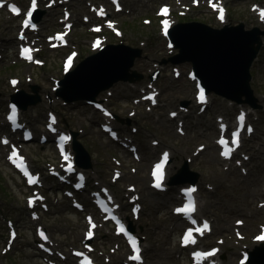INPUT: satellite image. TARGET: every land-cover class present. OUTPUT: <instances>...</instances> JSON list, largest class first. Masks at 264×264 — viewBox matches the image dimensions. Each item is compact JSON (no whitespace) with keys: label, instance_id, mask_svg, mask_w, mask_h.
Returning a JSON list of instances; mask_svg holds the SVG:
<instances>
[{"label":"rangeland","instance_id":"rangeland-1","mask_svg":"<svg viewBox=\"0 0 264 264\" xmlns=\"http://www.w3.org/2000/svg\"><path fill=\"white\" fill-rule=\"evenodd\" d=\"M252 0H231L227 5L230 23H238L244 21L246 28L258 25H263L258 22L254 16L250 14L249 3ZM75 3L76 1L73 0ZM162 2L170 3V0H147L145 3L141 0H129L124 6V10L130 11L129 13L122 12L120 14H114L118 21L122 24L121 29L123 31L122 39L127 40V44L133 47H137L139 40H145L144 36H151L156 33V24L153 17L154 7ZM171 4V3H170ZM87 10V7H85ZM59 13L55 14V18ZM194 15L193 17H191ZM149 17L151 19L150 24H144L142 19ZM185 17L190 19L195 18L198 21L208 24L210 26H219L214 20V17L210 12L204 9L203 6H199L196 9L191 10ZM184 17V18H185ZM45 23V22H44ZM45 23L41 31L43 34L49 33L54 29H57L56 22L52 25ZM156 36V34H155ZM154 35L149 39L150 46L147 50L149 58H155L160 51H166L164 43L158 42V37ZM90 34L85 23L80 20L78 15L74 30L71 35V44L76 46L81 54L90 53L88 49V40ZM147 38V37H146ZM157 41L159 52L150 50L155 47L153 42ZM110 44H117L119 42L116 38L109 40ZM151 47V48H150ZM67 50V49H66ZM175 52V50H174ZM63 51L61 50H49L44 49L42 55L47 60V71H50L55 77L59 76V65ZM171 55V54H170ZM158 59V57H156ZM146 59H137L134 64V68L142 73L140 70V63L146 62ZM55 63L58 64L55 66ZM14 64V63H12ZM180 68L182 75L176 79L171 76L170 65L165 66L162 75L165 76L158 85L161 88V99L169 103L174 104L170 108L164 107V105L158 106L151 112H146V104H135L133 98L139 95V91L124 92L122 83H117L114 88L115 91L110 96L105 92L99 94L100 97L108 99L110 107L118 115L121 122L115 124L122 130V134L129 131V126H126L127 119L132 122L137 128L135 139L140 143L142 151V159L138 163L131 159L124 150L118 149L116 145H112L105 134H103L98 127L101 116L97 112H94L90 107L79 105L74 106H61L55 104L52 108H55L59 113L61 120V126L63 128H72L74 130H82V133L78 134L77 139L80 140L87 151L90 154L92 169L90 170L91 184H94V173H98L105 180H108L110 175V167L113 165L111 156L117 158L122 156L124 162L123 171L125 176L115 185L116 188H126L127 182L132 181L137 185L140 192L141 202L143 203V209L141 211V219L135 222L138 229L143 233L145 244V257L148 264H186L183 253L177 248V232L180 224V219L174 217L170 213L171 206L169 205V198L171 194L157 195L149 190L146 185V171L147 166L151 161L149 159H143L146 153V148L150 147V138L159 139L162 145L171 149L174 159L172 160V170H182L184 173L179 176L182 179L188 174L190 177H197L201 192L200 203L206 205L200 208L202 215L210 216L213 219L215 230L214 233L208 238V243L216 239L217 237H224L225 242L222 245L224 254V264H233L239 253L235 251L231 256L227 257L226 250L231 246L233 248L240 249L242 246L249 244V237L255 233L259 224L264 222V213L257 210L258 202L262 198L261 187L264 184V161L262 160V135L264 133V47L258 54V58L254 61L251 68L252 74V89L247 96H241L239 102L241 104H247L250 107L252 113L250 118L257 124L256 134L248 140L246 147H250L253 153H249V161L244 164L246 168L253 166L252 170L247 174H242L240 168L237 167L235 171L228 166L227 163L220 162L216 155V151L213 145V138L216 135V128L214 126V118L216 114L225 115L226 118H233L234 110L237 109V105L234 102L226 101L223 96L213 91L210 92L212 103L207 108V111L203 115H197L196 109H190L186 114V135L180 136L175 131V120L169 119L167 116L168 109H177L179 100H186L187 106L193 105V86L185 78L184 73L190 67L187 62H182ZM8 62H0V90L5 91L9 88L8 76L10 74H22L23 69L13 66L12 71H7ZM46 69V66H43ZM36 70V71H35ZM38 68L34 67L35 75H38ZM117 72V71H115ZM21 87L25 85V74L22 75ZM170 78V79H169ZM144 78L141 79L143 81ZM36 82L40 83V88L46 85L48 92L51 90V81L46 82L40 76H37ZM144 86V83L142 84ZM128 88V87H127ZM233 92L232 90H230ZM3 100L0 101L2 104ZM222 102V104H221ZM255 107H259L256 109ZM32 108L37 114H40L41 110L38 109V105L28 106ZM147 108V107H146ZM224 108L229 109V114ZM135 111L134 116H130L129 112ZM28 120L30 118L26 115ZM182 116V115H181ZM180 116V117H181ZM45 118L44 115L37 121L30 120L37 129H42V122ZM179 118V117H178ZM177 118V119H178ZM210 125H213L211 130ZM131 132V131H130ZM206 144V148L201 151L197 156L193 157V151L198 144ZM255 143V145L249 146L248 144ZM188 146V150L179 152L181 148ZM27 150L33 151V155H40L42 159L51 160L53 153L52 149L48 147L31 146L27 147ZM210 151L207 155L203 154L205 151ZM178 151V152H177ZM111 153V154H109ZM43 154L47 156H43ZM254 155V156H253ZM253 156V159H252ZM186 157H189L186 161ZM189 160V161H188ZM187 162V163H186ZM238 161L232 162L235 165ZM130 168L136 169V173L133 174ZM129 177V178H128ZM249 193H252L251 197L246 198ZM25 189L22 188L15 180L13 173L4 165L0 159V249L3 246V242L7 237V230H4V219L16 218L15 223L19 227V236L16 245L13 247V251H9L7 254L0 253V259L6 264H45L40 257H37L34 252L37 251L35 243L34 226L37 224L29 220L28 214L24 212L23 207H11L12 202L19 200L20 196L24 197ZM119 195V194H116ZM175 196L174 193H172ZM5 197L6 200L3 198ZM54 198V197H53ZM57 198V197H56ZM22 201V200H21ZM52 212L47 213L43 217V221L48 225L51 234L57 240L58 247L60 249L69 250L71 247L80 246L81 232L83 228L82 214L75 212L69 205V200H63L61 194H58V199L51 201ZM128 208H124V213ZM58 213L66 216L61 217ZM248 214H252L251 217ZM237 217H244L246 219V225L243 227V232L246 234L247 239L236 244L233 242V221ZM104 230L100 232L97 238V247L100 250H106L109 246H113L117 241L116 238L110 235H105ZM96 240V239H95ZM236 245V246H235ZM264 251V249H262ZM99 253V252H97ZM124 256V250L120 249L116 251L113 261L106 263L101 260V264H122ZM264 257V254H262Z\"/></svg>","mask_w":264,"mask_h":264},{"label":"water","instance_id":"water-1","mask_svg":"<svg viewBox=\"0 0 264 264\" xmlns=\"http://www.w3.org/2000/svg\"><path fill=\"white\" fill-rule=\"evenodd\" d=\"M194 31L195 33L189 34L183 26L178 30H172L173 39L183 54L180 56H187L183 59L194 62L198 76L208 89L219 87L220 92L229 95L222 89L234 88L232 82H239L234 77L235 74L243 72L245 81L247 79L248 65L257 48L254 46L257 33L242 32L237 27L207 30L206 34L203 33L202 27ZM135 56H137L135 52L116 51L105 56L103 60L98 56L92 57L90 61L87 60L85 64L69 74V80L64 82L67 86L62 90V94L70 100L93 97L117 79H125ZM115 71H118V74L113 79L109 78L110 73ZM101 81V85L96 90H88V87ZM71 86H75L74 90L70 89ZM234 94H238L235 89ZM252 255L255 260V254ZM251 264H255L254 261Z\"/></svg>","mask_w":264,"mask_h":264},{"label":"snow or ice","instance_id":"snow-or-ice-1","mask_svg":"<svg viewBox=\"0 0 264 264\" xmlns=\"http://www.w3.org/2000/svg\"><path fill=\"white\" fill-rule=\"evenodd\" d=\"M2 6H3V5H0V7H2ZM35 6H36V0H33L32 7L35 8ZM10 10H11L13 13L19 14L18 9L15 8L14 6H13V7H10ZM261 15H262V17H264V13H261ZM27 16L30 18V17L32 16V12L29 11V12L27 13ZM29 23H30V19H26V20L24 21V26L27 27V26L29 25ZM23 51H24V52H27L28 50H27V49H24ZM202 98H203V96H202V94H201V99H202ZM13 111H14V110H13ZM241 119H242V118H241ZM248 131L251 132V129L249 128ZM238 137H239V132H235V133H233V138H232V145H233V146H238ZM219 143H220L222 146L225 147V150H224L221 154H222L223 156H225V158H227L228 155H229V151H228L227 148H226V144H225V142H224L223 140H221V141H219ZM12 155H13V156L16 155L14 149H13V153H12ZM194 210H195L194 202L191 201V200H189L188 204H187L185 207H183V208L177 209V212H178V213H183V214H188V215H190ZM193 223H195V222L193 221ZM123 230H124V229L121 228V231H123ZM203 230H207V224H206V223L202 226V229H201V228H197L195 231H196V232H202ZM192 235H193V232H192L191 230L188 231V232L185 234V236L183 237V242H184V243H187V242L191 239ZM88 236H91V231H89ZM193 242H194V241H193ZM133 252H134V253H137V255L131 257V259H135V260L138 261V260H139V256H138V247L136 246L135 241L133 242ZM213 254H214V253H203V254L197 253V254H195V255H197V256H203V257L207 258L208 256H211V255H213Z\"/></svg>","mask_w":264,"mask_h":264},{"label":"bare ground","instance_id":"bare-ground-1","mask_svg":"<svg viewBox=\"0 0 264 264\" xmlns=\"http://www.w3.org/2000/svg\"><path fill=\"white\" fill-rule=\"evenodd\" d=\"M45 9V8H44ZM45 12H47V10L45 9ZM50 15V14H49ZM47 19V18H46ZM173 27V26H172ZM172 29V28H171ZM174 29V28H173ZM186 31H187V33H189V34H193V33H195V31L194 30H191V29H186ZM74 62H75V59H74ZM73 68V67H72ZM71 68V69H72ZM72 71V70H71ZM169 111H174V110H169ZM218 117V116H217ZM130 144H128V146H129ZM212 147V146H211ZM148 151H147V153L144 155L145 156V158H148L153 152H154V150L153 149H147ZM207 153H210V151H205V153H203V154H205V155H207ZM169 163V162H168ZM235 169H233V171H234ZM83 189H86V187L84 188L83 187ZM252 196V193H249V195L246 197V198H248V197H251ZM202 207H204V206H202ZM263 211H264V209H262ZM18 237V236H17ZM16 237V238H17ZM16 238H15V240H16ZM14 240V241H15ZM261 247H263L264 248V246L262 245V243H261ZM220 252V254H219V259H221L220 257L222 256V248H221V250L219 251ZM264 257H262L260 260L261 261H263L264 259H263Z\"/></svg>","mask_w":264,"mask_h":264}]
</instances>
